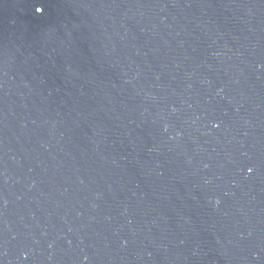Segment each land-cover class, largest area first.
I'll use <instances>...</instances> for the list:
<instances>
[{"label":"water","instance_id":"obj_1","mask_svg":"<svg viewBox=\"0 0 264 264\" xmlns=\"http://www.w3.org/2000/svg\"><path fill=\"white\" fill-rule=\"evenodd\" d=\"M0 264H264V0H0Z\"/></svg>","mask_w":264,"mask_h":264},{"label":"snow or ice","instance_id":"obj_2","mask_svg":"<svg viewBox=\"0 0 264 264\" xmlns=\"http://www.w3.org/2000/svg\"><path fill=\"white\" fill-rule=\"evenodd\" d=\"M38 12H43V8H37ZM249 171H251V169H249Z\"/></svg>","mask_w":264,"mask_h":264}]
</instances>
